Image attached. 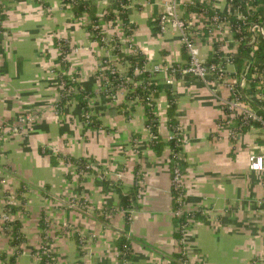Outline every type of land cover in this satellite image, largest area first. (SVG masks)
I'll use <instances>...</instances> for the list:
<instances>
[{
    "label": "crops",
    "instance_id": "crops-1",
    "mask_svg": "<svg viewBox=\"0 0 264 264\" xmlns=\"http://www.w3.org/2000/svg\"><path fill=\"white\" fill-rule=\"evenodd\" d=\"M110 1L92 0L99 16ZM214 1L226 11L227 0ZM0 9L4 20L0 37V215L6 195H16L24 188V208L14 218L21 221L26 236L22 253L11 260L15 249L9 236L0 231V264H37L42 216L49 223L47 233L57 264H172L181 247L172 214L171 95L176 103L173 117L185 141L181 153L185 208L200 210L187 232V264H264V172L249 166V154L264 150V133L247 129L243 140L236 143L219 127V96L227 95L226 89L189 75L169 84L168 72L157 73L159 137L151 141L142 101L127 100L121 92L114 99L102 92L106 81L99 69L113 58L106 46L92 40L86 22L75 15L71 4L0 0ZM161 9L159 0H133L130 7L129 20L135 27L131 39L144 54L148 68L188 59L177 28L164 33L155 28ZM197 11L190 10L191 18L202 22ZM99 24L107 36L124 38L119 17H100ZM211 40L204 31L198 37L201 54L208 60ZM60 41L68 48L67 73L93 94V124L84 121L77 100L55 110L60 98L56 71L64 69ZM228 47L237 53L241 46L236 50L230 41ZM123 48L129 51L128 45ZM28 112L33 119L17 131L19 115ZM56 154L92 158L102 169L80 176L73 167L55 162ZM99 172L113 182H106ZM137 174L143 179L139 206L128 222L119 209V198L129 191ZM117 180L120 185L114 184ZM81 199L89 203L88 208L70 205ZM102 209L113 212L106 217ZM121 235L131 238L129 258L119 257ZM79 236L85 238L81 244Z\"/></svg>",
    "mask_w": 264,
    "mask_h": 264
},
{
    "label": "built area",
    "instance_id": "built-area-1",
    "mask_svg": "<svg viewBox=\"0 0 264 264\" xmlns=\"http://www.w3.org/2000/svg\"><path fill=\"white\" fill-rule=\"evenodd\" d=\"M85 1L90 2L92 0ZM238 1L239 2H236L235 5L234 0H227V9L224 11L218 7L214 0H159L162 9L156 18V26L161 33L167 32L172 27L178 29L179 38L188 54V59L185 63L172 66L158 64L153 65L152 68H148L145 65L142 68L135 69L136 73H144L146 71L149 72V80L145 86V88L149 91V94L145 99L149 103L151 101H155L154 91L156 90V74L163 71L170 74L167 79V83L169 84L173 83L176 78H183L189 75L201 79L208 85H217L221 89H226L228 94L219 96L220 107L222 110L219 127L222 129L225 128L230 138L236 143H239L241 140H243L247 129L253 130L256 128L262 130L264 133V67L255 71L251 78H247L250 65H247V68L244 72L239 73L234 63V55L236 52H233L232 49L228 47L230 45V41L234 42L236 45V50L237 46L239 48L241 45H244L248 48L249 53L252 55L254 49L256 48L258 36H264V19L252 21L250 17H252L256 9H253L249 5V0ZM66 3H69L73 6V0H69ZM132 4L133 0H128L127 3H121V8L123 10L128 9L132 7ZM192 7L195 9L197 8L198 16L201 15L203 17L202 22L193 20L191 18L190 10ZM186 11L189 12L188 17L185 16ZM113 12L115 14L113 19L118 18L120 13L118 8H114ZM106 13L107 11L101 13L100 17L105 18ZM259 13L262 14L261 12ZM84 15L85 16L81 19H83L87 24H91V19L86 16V13ZM94 26L100 28L101 30L99 23ZM3 31L4 20L2 17V10L0 9V37L2 36L1 34H3ZM203 31L208 33V35L212 38L211 41H214V43L210 46L211 60H208V57L204 58L201 54V46L198 43V37ZM248 32L250 35H248ZM122 33L124 38H121L119 35H114L112 37L105 35L102 37L103 44L100 45L106 46L113 60L119 58V55L114 53L117 48L116 45L112 43L114 38H118L121 41V51L127 53L135 52V49L132 46L134 44L132 42L131 36L126 35L123 32V26ZM124 44L128 45L129 51H126L123 48ZM62 46L66 47L65 44L60 45L61 48ZM67 50H64V54L61 56V65L64 69L56 71L58 76V86L60 89V98L58 103L55 104L56 111H60L65 105L59 104L62 97L71 95L73 93H78L80 90H84L76 78L67 73ZM104 67L108 68L111 73L116 72L117 68L119 69V65L117 67H110L109 65ZM99 70L103 71L104 69L102 67ZM103 76L106 81L104 85L105 88V86H107L109 83V76L105 74H103ZM132 81L133 80L130 77L124 75L117 86L110 87V92L105 93L114 99L119 96L120 92L125 95L128 89L127 85L125 84ZM253 81L255 82L254 85H252ZM152 86H154L153 89ZM88 104L90 105V98ZM82 112L84 121L90 124V116L92 115L91 109L82 110ZM32 119L33 115L31 112L20 114L17 120L18 125L16 126V130H22L24 125L27 122H30ZM155 122H157L155 125L158 128V118L155 120ZM152 125L153 124H150L148 126L150 129L149 138L151 141H154L159 137V133H156L152 130ZM0 128L2 129V126H0ZM171 139L175 140L174 142L176 145L181 147V150L176 153L178 160L172 171L171 188L173 187V189H171V193L173 190L178 193L176 198L177 205L172 208V214L177 220L176 232L181 234L179 237L181 247L179 253L180 261L181 264H187L188 259L186 256V237L187 232L189 231L195 219L192 215L193 210L188 211L185 208L183 165L181 155L185 141L180 124L173 129V135ZM173 151L174 150H172V153ZM63 163L69 167H73L76 170L75 172L78 173L77 166L70 162L63 161ZM249 166L253 171L264 172V150H260L258 152L253 151L249 154ZM135 178L137 179V182L140 186L143 180L142 177L137 174ZM4 203L7 207H5L4 211L0 215V231L6 233L9 236L7 233V229L9 228L7 226V222L14 218V212L10 209L9 205H16L20 202L16 198V195L13 193H8L5 197ZM70 205L80 206L83 209L89 207V203L86 200L71 201ZM133 210L134 208L129 211L130 218ZM101 212L102 215L108 217L112 214L113 210L102 209ZM47 225L48 226L45 230L46 232L49 228L48 221ZM65 226L67 227L68 225L65 224ZM127 238H130V236L128 235ZM79 239L81 243H83L85 240V238L82 236ZM39 251L40 255L38 254ZM41 254H45L47 258L51 257L53 254L51 246H48L47 242L44 240H42L37 252L35 253L37 264H57V262L52 260H45L41 263Z\"/></svg>",
    "mask_w": 264,
    "mask_h": 264
},
{
    "label": "trees",
    "instance_id": "trees-1",
    "mask_svg": "<svg viewBox=\"0 0 264 264\" xmlns=\"http://www.w3.org/2000/svg\"><path fill=\"white\" fill-rule=\"evenodd\" d=\"M68 2L69 0H65ZM111 3L109 4V7L107 9V13L105 15V18L107 20H112L115 17V14L113 12L114 8H118L120 11L119 13V18L122 21V26H123V32L126 35L132 36L133 31H134V25L130 22L129 20V14L131 12L130 8L123 10L121 8V3H127L128 0H111ZM236 2H239L238 0H234V3L236 5ZM249 5L253 8L256 9L254 11L252 17L250 19L252 21L254 20H263L264 19V0H249ZM191 9H195L192 7ZM258 9H262L263 13L260 14L259 11L257 13ZM73 11L75 15L79 18H83L85 13L87 14L86 16L91 19V24H87V28L90 30L92 36V40H96L99 44H103L102 37L105 36L106 34L100 30V28L95 27L94 25L99 23L100 16L97 13V6L95 3L92 1L86 2L85 0H73ZM260 16V17H259ZM3 17V13H2ZM156 29H158L157 26H155ZM248 35L250 33L248 32ZM60 45H64L62 41L59 42ZM112 43L116 45V50L114 51L115 54L119 55V58L114 61V60H108L105 65H109L110 67H117L118 64H122L124 68L121 70L120 68H117V71L114 73H111L108 68L103 67V71L101 73L109 76V83L105 88L103 89L102 92H110V87H115L120 83V80L122 79V76L127 75L130 77L133 81L128 82L125 85H127L128 89L125 94V99L127 100H132V99H139L142 101L146 114L148 117L147 123L153 124L152 125V130L154 132H158V128L156 127L155 120H157L156 114H155V109H156V104L155 101H151L150 103L145 99L149 91L145 88L148 80H149V72L146 71L144 73H136L135 69L142 68L146 65V58L144 54L142 53L141 50H139L136 46L132 45L133 48L135 49L134 53H127L124 51H121V41L118 38H114L112 40ZM62 55L63 56V51L67 50V47L62 46ZM234 63L236 66V69L238 70L239 73H242L246 70L247 65L249 64V69H248V75L247 78H251L252 74L264 67V36L260 35L258 36V39L256 41V48L254 49L252 55L249 53V50L246 46L241 45L239 51L234 55ZM254 81L252 82V85H254ZM77 85V84H76ZM154 86H152V89ZM93 94L84 90H80L78 93H73L68 96H64L61 98L59 104L64 105L67 103L69 100H77L82 108V110H89L91 109L89 103V98H91ZM154 96H156V90L154 91ZM170 107L168 109V115L170 117V126L172 129L176 128L179 124L177 121H175L173 115H174V109L176 107L175 99L174 96H170ZM121 105H124L123 102L120 103ZM125 106V105H124ZM94 123V116H90V124ZM1 129V128H0ZM157 140V139H156ZM154 140V142L156 141ZM175 140L171 139L170 144L172 146L173 153L171 155V172L174 169L175 164L177 163V157L176 153L181 150V147L179 145H176L174 142ZM153 142V145L155 143ZM54 160L59 161V162H70L77 166V172L81 176L83 175L84 172L91 171V172H96L98 169H102L100 165H96V161L92 158H75L72 156H63V155H55ZM92 165V166H90ZM99 167V168H98ZM103 170H106L103 168ZM97 173V172H96ZM101 176L104 178L106 182H113L107 179L105 173L99 172ZM116 185H120L121 182L120 180L114 181ZM173 189V187L171 188ZM121 190V189H119ZM23 191L24 188H20L16 192V198L19 200V204L16 205H9L10 209L14 212V214L24 208L25 204V198L23 196ZM139 193H140V186L137 182V179H134V183L130 187L129 191L126 192L125 194L121 193L120 198H119V209L125 212L126 219L128 222H130V213L129 211L131 209H135L138 204L139 200ZM172 196H173V207L177 205L176 203V198L178 196V193L176 191H172ZM84 199H81L79 201H83ZM7 207L6 205L4 206ZM198 211V210H197ZM192 211V215L194 219L198 217V214L200 213L199 211ZM42 225V237L43 240L47 242L48 246H51L52 243V238L47 234L45 231L47 228V221L44 219L42 216V219L40 221ZM7 226L9 227L7 229V233L9 234V242L12 247H14V253L11 256V260H13L17 255L21 254L23 251V243L26 240V236L22 230V223L19 219L13 218L12 220L7 222ZM176 236L179 238L180 233L176 232ZM80 241V240H79ZM81 244V242H80ZM117 248L119 251V257L120 258H129L132 254L131 251V238H127L125 235H121L118 240H117ZM37 252V250H36ZM40 255V251L38 252ZM41 263L44 262L45 260H52L54 262L56 261L55 254L53 253L51 257H48L45 254H41ZM172 264H181L180 261V255L176 254L174 255V262Z\"/></svg>",
    "mask_w": 264,
    "mask_h": 264
},
{
    "label": "rangeland",
    "instance_id": "rangeland-1",
    "mask_svg": "<svg viewBox=\"0 0 264 264\" xmlns=\"http://www.w3.org/2000/svg\"><path fill=\"white\" fill-rule=\"evenodd\" d=\"M173 197V196H172ZM175 218V217H174ZM177 223V222H176ZM176 230H177V226H176Z\"/></svg>",
    "mask_w": 264,
    "mask_h": 264
}]
</instances>
